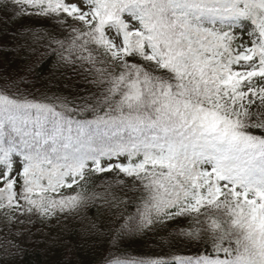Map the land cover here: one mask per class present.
I'll use <instances>...</instances> for the list:
<instances>
[{"label":"snow or ice","instance_id":"6c2138e0","mask_svg":"<svg viewBox=\"0 0 264 264\" xmlns=\"http://www.w3.org/2000/svg\"><path fill=\"white\" fill-rule=\"evenodd\" d=\"M9 11L49 27L2 31L0 47L39 44L71 75L68 96L36 99L0 74L7 255L33 218L99 203L120 209L116 253L157 227L196 248L103 264H264V0H0Z\"/></svg>","mask_w":264,"mask_h":264},{"label":"trees","instance_id":"16d2710c","mask_svg":"<svg viewBox=\"0 0 264 264\" xmlns=\"http://www.w3.org/2000/svg\"><path fill=\"white\" fill-rule=\"evenodd\" d=\"M44 30L47 25L41 24L36 18H15L11 11L0 12V32L17 30L25 31L27 28ZM33 53L27 49L19 53L9 47H0V74L13 73L17 77H26L27 83L22 84V89L31 93L30 98L43 99L54 96L70 94L64 85L68 83L63 68L56 66L55 56H42L43 48L39 44L33 45ZM37 61H39L37 63ZM32 65V71L27 72V65ZM123 197V194L117 192ZM128 197L135 196V201L130 203L127 211L135 212V203L139 201V193L127 192ZM121 209L124 208L122 204ZM120 209L101 206L99 203L90 205L86 213L75 218L64 219L60 222L54 218L48 222H41L33 218V223L27 225V231L22 235L12 236L11 239H23L24 251L19 255H7L3 251V239L7 227L0 220V264H103L105 257L119 254L129 259H149L157 257H171L174 255H194L196 248L182 242L171 235V229L157 227L156 230L130 237L119 246V253L109 243L107 235L113 228L117 213ZM120 223H123L121 220ZM94 224L100 235L89 234L88 229ZM20 226L13 229L19 230ZM71 249V259L66 262Z\"/></svg>","mask_w":264,"mask_h":264}]
</instances>
